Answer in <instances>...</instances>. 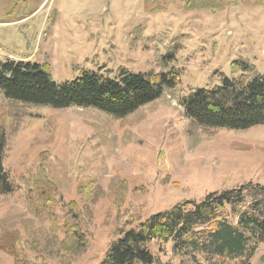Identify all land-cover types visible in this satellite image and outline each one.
<instances>
[{"label": "rangeland", "instance_id": "obj_1", "mask_svg": "<svg viewBox=\"0 0 264 264\" xmlns=\"http://www.w3.org/2000/svg\"><path fill=\"white\" fill-rule=\"evenodd\" d=\"M8 59L48 65L59 84L85 74L180 76L175 90L125 120L29 105L16 132L17 111L0 97L4 166L15 187L0 197V234L46 253L54 224L26 203L34 207L44 191L61 219L70 202L80 210L89 247L63 262L51 252L48 264H101L115 240L155 214L222 189L264 191V126L212 136L180 104L226 80L264 79V0H0V60ZM256 202L264 219V195ZM151 248L161 264H191L171 244ZM0 264L14 262L0 251ZM251 264H264V244Z\"/></svg>", "mask_w": 264, "mask_h": 264}, {"label": "trees", "instance_id": "obj_2", "mask_svg": "<svg viewBox=\"0 0 264 264\" xmlns=\"http://www.w3.org/2000/svg\"><path fill=\"white\" fill-rule=\"evenodd\" d=\"M179 84L180 76L174 70L149 75L124 72L120 81L85 74L77 81L59 84L48 65L0 60V97L17 111L16 132L28 115L29 105L79 107L104 113L114 120H125ZM180 104L193 126L212 136L225 129L264 126V79L226 80L218 89L190 93ZM6 140L4 130L0 129V197L15 192L4 166ZM258 194L264 195V191L241 185L155 214L115 240L101 264H161L151 248L153 243L171 244L174 255L187 258L191 264H251L264 244V219L254 214ZM44 195L42 191L34 207L28 202L26 206L39 218H51L56 230L54 241L46 243L47 254L36 253L22 241L0 234V251L9 255L14 264H48L46 258L51 252L63 262L61 255L67 260L89 247L86 232L80 226L78 204L70 202L61 219ZM61 232L64 239L59 237ZM69 249L73 255L65 254L64 250Z\"/></svg>", "mask_w": 264, "mask_h": 264}]
</instances>
